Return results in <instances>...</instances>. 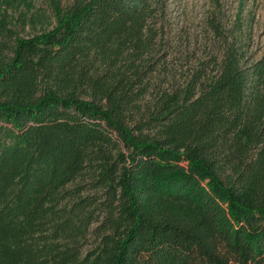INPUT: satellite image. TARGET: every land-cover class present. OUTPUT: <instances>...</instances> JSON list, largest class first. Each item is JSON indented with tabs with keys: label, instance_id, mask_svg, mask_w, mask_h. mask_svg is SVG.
<instances>
[{
	"label": "trees",
	"instance_id": "trees-1",
	"mask_svg": "<svg viewBox=\"0 0 264 264\" xmlns=\"http://www.w3.org/2000/svg\"><path fill=\"white\" fill-rule=\"evenodd\" d=\"M0 16V264H264V53L221 0Z\"/></svg>",
	"mask_w": 264,
	"mask_h": 264
},
{
	"label": "rangeland",
	"instance_id": "rangeland-1",
	"mask_svg": "<svg viewBox=\"0 0 264 264\" xmlns=\"http://www.w3.org/2000/svg\"><path fill=\"white\" fill-rule=\"evenodd\" d=\"M240 0H221L227 13L236 12ZM246 11L254 16L253 41L258 55L264 53V0H246ZM170 15L182 17V6L194 17L193 25H198L202 15L211 8L212 0H166ZM4 13L9 21L10 36L1 40L8 45L18 37H30L55 26V16L49 0H0V16Z\"/></svg>",
	"mask_w": 264,
	"mask_h": 264
}]
</instances>
